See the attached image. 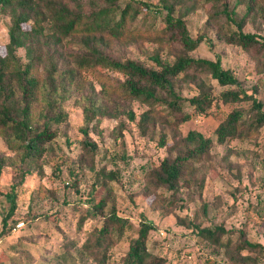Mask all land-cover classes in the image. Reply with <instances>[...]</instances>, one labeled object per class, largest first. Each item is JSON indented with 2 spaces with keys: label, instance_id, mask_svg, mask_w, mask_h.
<instances>
[{
  "label": "trees",
  "instance_id": "obj_1",
  "mask_svg": "<svg viewBox=\"0 0 264 264\" xmlns=\"http://www.w3.org/2000/svg\"><path fill=\"white\" fill-rule=\"evenodd\" d=\"M223 1L158 0L153 6L144 0H128L121 6L120 0H0V10H7L10 15L5 53L0 54V137L11 151L19 154L21 173L37 166L48 152L59 127L68 118L64 102L71 95L84 94L86 98L81 148L90 159L97 149V143L88 135L90 123L96 128L101 118H118L121 114L134 120L132 100L151 105L137 123L142 135L149 133L150 121L161 112L173 116L174 120L167 123L175 128L193 116H208L223 106L233 105L216 125L215 142L224 144L257 136L264 126L262 101L254 92L249 94L242 88L227 87L214 93L200 75L208 74L219 86H238V78L222 66L220 59L188 54L196 49L200 39L191 37L184 16L194 12L198 4L210 3L214 8L210 18L217 20L224 15V40L257 55L256 70L264 83V37L243 31L249 21L264 23V0H236L232 8ZM239 6L244 9L240 16L235 11ZM180 8L184 11L174 17ZM163 10L164 22L157 24L156 14ZM144 41L155 44L150 54L151 67L109 52L115 43L138 45ZM76 45L80 47L74 48ZM20 49L24 50V58L17 54ZM102 70L120 77L105 81L100 75ZM86 73H94L100 81L98 100L84 92L87 87L94 90L89 78H85ZM180 82L193 84L191 96L178 92ZM245 102L249 103L247 110L239 106ZM186 106L191 112H184ZM159 141L168 146V154L145 170L142 188V196L155 209L163 203L175 204L176 194L188 180L195 179L198 164L213 147V139L195 129L171 144H167L166 134L160 132ZM3 165L4 158H0V176ZM163 189L170 193L168 197L163 196ZM6 196L9 204L1 218L0 235L10 232L18 221L12 219L17 206L14 188ZM108 203L107 194L79 216V231L87 218L97 223L79 255L69 249L74 243L68 241L55 259L76 264L86 257L90 264H108L112 248L132 226L114 203L105 211ZM152 228L145 218L141 220L135 236L128 239L121 264L167 263L165 256L153 254L147 248ZM224 232L222 227L197 230L216 245H221ZM260 247L240 240L235 249L240 252Z\"/></svg>",
  "mask_w": 264,
  "mask_h": 264
},
{
  "label": "rangeland",
  "instance_id": "obj_2",
  "mask_svg": "<svg viewBox=\"0 0 264 264\" xmlns=\"http://www.w3.org/2000/svg\"><path fill=\"white\" fill-rule=\"evenodd\" d=\"M127 1L120 0V5ZM144 1L153 6L158 2ZM235 1L223 2L232 8ZM213 10L210 3L198 4L194 12L184 16L191 37L200 39L196 49L188 54L194 58L220 59L222 66L238 78L239 85L219 86L208 74H202L200 78L211 85L214 93L227 87L242 88L249 94L254 92L264 109V83L256 70L257 55L224 40V15L217 20L210 18ZM183 11L182 8L176 10L174 17ZM235 11L240 16L244 9L239 6ZM164 16V10L156 14L157 24L164 22ZM9 25L8 11L0 10V54L5 53ZM243 31L264 37V23L249 21ZM154 45L145 41L138 45L115 43L109 52L115 57L131 58L151 67L150 54ZM78 47L80 45L74 46ZM17 54L24 58L23 49ZM100 75L105 81L120 77L105 70ZM86 77L94 90L87 87L85 94L91 93L90 96L98 100L99 79L94 73H86ZM179 85L178 92L182 96L192 95L193 84L180 82ZM85 102L84 94L71 95L65 100L66 122L59 127L57 137L39 164L25 174L19 169V154L11 151L0 137V158H4L0 176V230L1 218L9 204L6 194L12 188L17 194L12 219L18 220L10 232L0 235V264H73L60 263L55 257L68 241L74 243L69 249L79 255L92 226L97 223L87 218L79 231L77 220L107 194L109 203L105 211L114 203L132 224L124 238L112 248L108 264H121L128 239L135 236L143 218L153 227L147 248L153 254L165 256L166 264H264V126L253 138L217 144L214 130L233 107L229 105L208 116H193L175 128L167 123V120H174L173 116L158 113L149 123V133L142 135L137 123L151 105L132 100L130 109L134 120L121 114L118 118H101L96 128L90 123L88 135L97 143L94 157L90 159L81 148ZM239 106L247 110L249 103ZM184 112H191L190 107L186 106ZM192 129L213 139L210 154L198 164L195 179L188 180L178 191L174 205L163 203L156 209L149 207L148 199L142 196L144 172L168 154V146L160 144V132L166 134L167 144H171ZM74 177L77 178L75 184ZM104 181L105 186H102ZM162 193L165 197L170 195L164 189ZM216 227L225 231L221 245L212 244L197 233L198 228ZM240 240L261 247L237 252L235 246ZM82 262L91 263L85 257L76 264Z\"/></svg>",
  "mask_w": 264,
  "mask_h": 264
}]
</instances>
